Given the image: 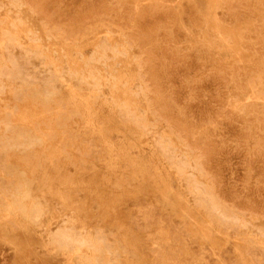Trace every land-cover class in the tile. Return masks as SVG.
Returning a JSON list of instances; mask_svg holds the SVG:
<instances>
[{
  "label": "rangeland",
  "instance_id": "374dc122",
  "mask_svg": "<svg viewBox=\"0 0 264 264\" xmlns=\"http://www.w3.org/2000/svg\"><path fill=\"white\" fill-rule=\"evenodd\" d=\"M0 264H264V0H0Z\"/></svg>",
  "mask_w": 264,
  "mask_h": 264
},
{
  "label": "bare ground",
  "instance_id": "6f19581e",
  "mask_svg": "<svg viewBox=\"0 0 264 264\" xmlns=\"http://www.w3.org/2000/svg\"><path fill=\"white\" fill-rule=\"evenodd\" d=\"M7 129V128H6Z\"/></svg>",
  "mask_w": 264,
  "mask_h": 264
}]
</instances>
